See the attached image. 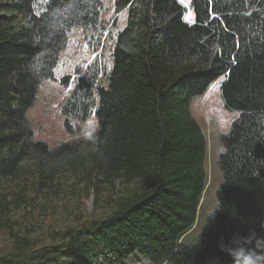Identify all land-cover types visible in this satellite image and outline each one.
I'll list each match as a JSON object with an SVG mask.
<instances>
[{
    "label": "trees",
    "instance_id": "obj_1",
    "mask_svg": "<svg viewBox=\"0 0 264 264\" xmlns=\"http://www.w3.org/2000/svg\"><path fill=\"white\" fill-rule=\"evenodd\" d=\"M190 8L115 0L125 23L109 26L103 0H0V264H264V0ZM74 28L109 59L60 105L74 135L71 120L94 131L50 148L25 114ZM217 85L241 113L222 136L218 207L192 238L210 185L192 103Z\"/></svg>",
    "mask_w": 264,
    "mask_h": 264
},
{
    "label": "rangeland",
    "instance_id": "obj_2",
    "mask_svg": "<svg viewBox=\"0 0 264 264\" xmlns=\"http://www.w3.org/2000/svg\"><path fill=\"white\" fill-rule=\"evenodd\" d=\"M115 0H103L104 18L110 21L109 26L114 22L123 25L125 23V14L114 13ZM187 8V18L192 20L193 12L190 8V0L183 3ZM114 17V19L110 18ZM104 57V58H103ZM95 58H101L108 61L107 52L98 49L90 51V46L86 40L82 28H74L68 36V44L59 57V63L55 69L53 78L43 81L35 103L28 108L25 117L28 119L30 126L35 132L37 139L48 143L50 148H56L62 142H70L80 137L89 136L95 129V120L91 119L86 122L71 120L70 127L73 130L80 129V133H74L68 128L66 119L61 113L60 105L63 99L68 96L74 78L81 76L86 67ZM102 66V65H101ZM69 77L68 86H64V78ZM192 113L194 118L205 130L209 140V157L207 167L210 175V185L205 195V201L200 210L199 223L192 233L197 238L204 235L210 218L213 216L218 207V191L222 185L223 177L219 166V158L223 153L225 146L222 139L231 129L232 123L240 116L239 110L226 108L223 101L221 87L217 85L210 95L204 98H195L192 103ZM239 113V115H237ZM62 197V198H61ZM57 203L59 206L67 202L65 196H61ZM94 199L90 196L85 200V206L88 211L93 208ZM57 205V206H58ZM242 236L237 234L235 241L239 243ZM187 243H191L187 240ZM222 264L215 258H209L206 264ZM236 261L234 264H238ZM123 264H153L144 255L140 253L132 254Z\"/></svg>",
    "mask_w": 264,
    "mask_h": 264
},
{
    "label": "snow or ice",
    "instance_id": "obj_3",
    "mask_svg": "<svg viewBox=\"0 0 264 264\" xmlns=\"http://www.w3.org/2000/svg\"><path fill=\"white\" fill-rule=\"evenodd\" d=\"M188 0H181V3H187ZM209 264H211V262H209Z\"/></svg>",
    "mask_w": 264,
    "mask_h": 264
},
{
    "label": "clouds",
    "instance_id": "obj_4",
    "mask_svg": "<svg viewBox=\"0 0 264 264\" xmlns=\"http://www.w3.org/2000/svg\"><path fill=\"white\" fill-rule=\"evenodd\" d=\"M237 115H239V113H237Z\"/></svg>",
    "mask_w": 264,
    "mask_h": 264
}]
</instances>
